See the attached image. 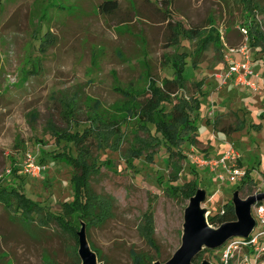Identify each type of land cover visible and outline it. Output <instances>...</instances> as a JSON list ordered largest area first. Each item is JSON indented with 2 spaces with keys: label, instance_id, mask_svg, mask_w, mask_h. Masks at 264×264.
Here are the masks:
<instances>
[{
  "label": "rangeland",
  "instance_id": "obj_1",
  "mask_svg": "<svg viewBox=\"0 0 264 264\" xmlns=\"http://www.w3.org/2000/svg\"><path fill=\"white\" fill-rule=\"evenodd\" d=\"M103 1L0 0V184L60 213L62 203L74 199L73 167L53 156L77 152L55 133L83 128L62 113L72 109L82 122L90 116L99 165L92 185L111 200L110 214L100 222L94 210L90 223L83 218L73 225L69 219L68 225L76 233L85 226L104 263L133 264V251L151 264L166 262L182 243L191 197L186 182L197 179L206 190L207 218L222 211L235 191L242 198L264 192V50L251 46L258 90L229 81L222 85L219 77L227 70L228 48L244 43L241 28L253 26L254 42L264 39V0H115L117 8L109 13L100 10ZM194 28L201 30L198 36ZM174 35L177 43H171ZM182 65L184 86L161 102L156 115L169 117L179 104L194 118L199 98L203 141L190 144L186 132L180 149L187 159L170 164L160 144L154 162L143 155L129 163L133 149L148 146V152L155 144V127L131 115L137 101L151 94L152 82L161 86ZM238 118L245 119L243 128L219 132ZM99 143L103 150L96 148ZM229 143L243 168L252 170L253 183L242 189L240 182H223L193 159H217ZM29 155L43 166L39 176L24 172ZM14 166L18 174L11 172ZM252 213L256 217L254 206ZM261 241L264 245V237ZM78 249L79 237L70 228L24 221L0 202V264H74ZM252 249H237L228 264H245L244 255L254 260ZM204 260L226 264L221 248L203 249L194 263ZM252 264H264V252Z\"/></svg>",
  "mask_w": 264,
  "mask_h": 264
},
{
  "label": "trees",
  "instance_id": "obj_2",
  "mask_svg": "<svg viewBox=\"0 0 264 264\" xmlns=\"http://www.w3.org/2000/svg\"><path fill=\"white\" fill-rule=\"evenodd\" d=\"M117 5V1L115 0H105L100 4V10L102 12L109 13L115 10L117 8ZM256 25H258V23ZM256 28L257 27L255 26V29ZM252 30L253 26H249L248 32L250 45L254 47V49H256L257 47H261L260 50L263 51L264 48L262 46L264 43V39H258L254 42L255 36L252 35ZM200 32L201 30L199 28L192 29V33L194 36H198ZM258 33L259 38H261L262 34L259 30L257 31V34ZM171 41V43H177L176 35H174V38L172 37ZM184 67V65L179 68L175 67V77L165 78L161 86L156 82H152L150 85L151 94H149V92H145L143 94V98L137 101L139 106L137 107V109L132 111L131 115L139 116L141 121L147 128H149L148 124H152L155 127L156 133L155 135L152 134V138L153 141H155V144H153L154 147L150 146L152 150L148 152L144 151L148 146H141L139 148L133 149V152L131 153L132 159H130L129 163H133L135 159H138L143 155H145V159L148 162H154L155 156L157 154L156 146L160 144H164L166 146L170 164L173 160L177 161L178 159H187L188 157L183 154L180 149L183 135L186 132L191 133L188 134L189 136H187V141H189L190 144L194 145L198 142L203 141L201 140L202 138H199L200 136L198 132L199 116L202 113L199 98L196 100L198 113L194 118H191L187 113L186 108L181 107V105L179 106V104L174 105L169 114V117L165 115H162V117L156 115V111L161 102L164 100L168 101L172 94L178 92V90L184 86L183 80H186L184 76ZM144 95L148 96L145 97ZM61 115L63 119L71 123L72 126H83L82 130H63L56 131L55 133L59 141L64 140L66 143H72L77 152V155L75 156L64 153H58L53 156L54 160L67 161L73 167V201L63 202L61 212L55 213L49 210L48 207L41 205L39 202L29 198L25 193L20 192L17 188H8L7 186H2L0 184V202L5 205L7 210L9 209L14 215H18L24 221H33L39 219L42 224H49L50 222L54 221L61 228H70L73 234L76 236V230L75 228H71V226L68 225L69 222L71 221L72 224L74 222L73 225H77L81 219L85 218L90 223L91 220L88 218V216L94 210L98 213V215L96 216L97 219L100 222H105L110 214L106 204L110 203L111 200L98 193L92 185V179L99 172V165L95 160L93 150L95 146V140H93L94 118H90L89 116L86 121L82 122L81 120H79L80 115H74L72 109L69 110L68 113H62ZM219 121L220 119H216L214 121V126H216ZM245 124L246 121L244 118H238L237 124L234 127H222L219 132L231 134L232 132L243 128ZM158 133L162 134L163 141H160V139L158 138ZM153 141L151 140V142ZM96 148L98 150H103L105 146L99 143L97 144ZM239 163L240 166L243 167L241 160H239ZM18 171L19 168H17L16 166H14L11 170V172H14L15 174H18ZM179 176L180 175L176 173L172 181L176 182ZM197 182L198 180L194 179L192 181L186 182L183 186L185 188V192L188 193V195L191 197L199 188ZM250 182L253 183L252 170L246 169V175L240 181L238 187L242 189L244 185ZM258 204H262V202H259ZM236 219L237 218L232 201L226 202L222 211H219L214 215H210L208 218L209 223L216 227L224 222L234 221ZM91 247L96 251L99 260L103 261V257L100 251L92 244ZM155 249L156 251H158L157 247H155ZM132 257L133 264H151L146 260L144 255L136 251L132 252ZM197 257L195 259H197ZM80 262L81 260L77 257V261L74 264H80Z\"/></svg>",
  "mask_w": 264,
  "mask_h": 264
},
{
  "label": "water",
  "instance_id": "obj_3",
  "mask_svg": "<svg viewBox=\"0 0 264 264\" xmlns=\"http://www.w3.org/2000/svg\"><path fill=\"white\" fill-rule=\"evenodd\" d=\"M205 189L198 188L190 197L185 210L184 230L181 246L166 262L156 261L154 264H195L194 259L205 248L218 249L227 240L234 237L249 238L256 226V219L252 213L253 206L264 201V192L242 198L239 191H235L232 198L236 220L227 221L219 226H213L207 218V209L202 207L206 200ZM79 237L78 254L80 264H105L99 260L95 250L87 238L85 226L77 232ZM201 264H211L204 260Z\"/></svg>",
  "mask_w": 264,
  "mask_h": 264
},
{
  "label": "built area",
  "instance_id": "obj_4",
  "mask_svg": "<svg viewBox=\"0 0 264 264\" xmlns=\"http://www.w3.org/2000/svg\"><path fill=\"white\" fill-rule=\"evenodd\" d=\"M241 31L245 37L244 43L236 48L229 47L228 53L225 57L227 62L226 73H222L219 77L222 85L229 82L234 83L237 86H246L254 90H258V85L255 78L259 74L253 67V54L251 45L249 43L248 29L243 27ZM201 167H208L209 170L216 174L217 178L223 182H240L246 175V169L239 166V160L241 155L238 150L232 144H227L222 154L217 159H207L206 157H194ZM43 166L36 162L34 156L29 155L27 164L24 166V172L31 176H39L42 172ZM254 211L256 214V226L249 238L234 237L227 240L220 248L222 249V261L228 264L232 259L237 249L243 247H251L253 249L254 260H251L249 256L244 255V263L252 264L260 258V254L264 252V245H262L261 237H264V205H254ZM257 228V231L255 229Z\"/></svg>",
  "mask_w": 264,
  "mask_h": 264
},
{
  "label": "crops",
  "instance_id": "obj_5",
  "mask_svg": "<svg viewBox=\"0 0 264 264\" xmlns=\"http://www.w3.org/2000/svg\"><path fill=\"white\" fill-rule=\"evenodd\" d=\"M229 84V83H228ZM231 85L235 86V87H238L237 85H235L234 83L231 82ZM218 152H221V151H218Z\"/></svg>",
  "mask_w": 264,
  "mask_h": 264
}]
</instances>
